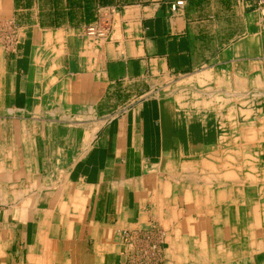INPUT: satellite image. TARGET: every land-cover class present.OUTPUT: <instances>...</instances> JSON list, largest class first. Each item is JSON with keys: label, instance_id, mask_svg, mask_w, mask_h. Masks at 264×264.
Returning a JSON list of instances; mask_svg holds the SVG:
<instances>
[{"label": "crops", "instance_id": "obj_1", "mask_svg": "<svg viewBox=\"0 0 264 264\" xmlns=\"http://www.w3.org/2000/svg\"><path fill=\"white\" fill-rule=\"evenodd\" d=\"M176 1L0 0L22 31L0 50V264H126L121 234L149 224L163 264H264L261 234L236 250L214 221L237 156L264 154V0Z\"/></svg>", "mask_w": 264, "mask_h": 264}, {"label": "built area", "instance_id": "obj_2", "mask_svg": "<svg viewBox=\"0 0 264 264\" xmlns=\"http://www.w3.org/2000/svg\"><path fill=\"white\" fill-rule=\"evenodd\" d=\"M183 2L170 5L175 12ZM106 11L103 9L102 12ZM110 12L100 13L95 23L88 25L85 34L89 37L105 38L110 28ZM22 31L11 18L0 19V50L13 52L21 42ZM122 256L126 264H163V244L165 231L157 224H149L144 229L125 231L120 236Z\"/></svg>", "mask_w": 264, "mask_h": 264}, {"label": "rangeland", "instance_id": "obj_3", "mask_svg": "<svg viewBox=\"0 0 264 264\" xmlns=\"http://www.w3.org/2000/svg\"><path fill=\"white\" fill-rule=\"evenodd\" d=\"M170 84L174 85V80L172 79L169 80L168 85ZM243 154L245 153H242L241 151L240 156L239 157L237 156L236 158L237 161L238 160L242 161V167L241 168H239L238 166L230 167L232 172L229 175L231 179L236 180L237 177L238 179L241 178L242 198L232 199L234 200L235 204L233 205L232 203V205L230 206V209L226 213H222L221 211L223 210L221 209L219 213H218V210H216L214 214L215 215L214 221H218L219 219V221H224L225 223H229L230 239H231L230 241L232 243L231 245H234L233 248L236 250H242L244 245L246 246L248 242H250V240H254L255 231L257 232V237L259 236L258 234H261L260 236L264 237V213L255 209L256 214L254 213V211L253 213L250 212L248 214L247 213L248 211L245 210L246 203H249L250 201L254 202L253 192L255 189V185L256 186L259 185V187L262 186L263 187L262 189L264 190V154L261 153L259 156H256V155L251 156L253 158V161H251L252 158H250V156L246 158L243 156ZM236 160L234 163L237 162ZM201 170H203L204 172L199 173V177H202V179L206 182L208 176H210L211 174L209 175L206 174V171H207L206 166H202ZM256 179H259V180L263 179V181L256 182ZM250 187L253 188V192L252 193L250 192V198L247 201H245L244 200L246 196L245 190L247 188L249 189ZM263 194L264 192L262 193V195ZM228 212H229V215H228ZM212 216L213 215H193L192 218H194L195 221H200L202 223H209V222H212ZM260 219H262V222L260 221ZM166 224L167 223L163 225L164 228H167ZM235 254L241 256L242 251L241 252L236 251ZM236 260L231 261V264H238L237 262H235Z\"/></svg>", "mask_w": 264, "mask_h": 264}]
</instances>
